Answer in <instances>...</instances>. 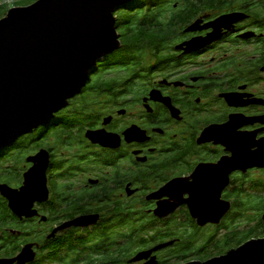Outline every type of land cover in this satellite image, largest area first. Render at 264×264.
I'll return each mask as SVG.
<instances>
[{
	"label": "flooded vegetation",
	"instance_id": "1",
	"mask_svg": "<svg viewBox=\"0 0 264 264\" xmlns=\"http://www.w3.org/2000/svg\"><path fill=\"white\" fill-rule=\"evenodd\" d=\"M180 15L185 18L183 23L175 34L166 36L170 44L165 62L158 66L149 59V65L140 68L138 76L122 83L121 87L127 85L132 89L126 96L106 95L99 122L94 129H86L120 137L119 146L94 145L86 138V131L85 145H77L76 124L68 128L61 123L64 117L73 116L69 115L73 99L68 108L56 115V126H51L53 120L38 129L48 133L41 137L43 143L38 148L0 152V184L15 190L24 186L26 175L35 166L32 160L43 152L49 155L46 171L49 199L35 204L38 217L19 218L0 194L7 207L0 213V260L14 259L24 248L33 246L36 260L29 264H39L50 257L56 264L62 250L73 248L80 254L83 243L88 247L85 251L88 257L102 241L103 254L116 252L119 256L123 252L121 212L115 213L114 205H105L103 213L73 216V208L62 202L60 189L67 188L72 198L86 195L89 201L93 192L102 189L109 192L111 186L106 203L123 202L126 198L141 203L133 211L136 225L144 228L153 222L163 234L157 238L154 230L149 231L150 235L144 234L142 239H156L131 260L140 253L169 246L134 264L179 262L172 261L173 252L182 245L183 238L171 239L169 225L173 220L182 224L176 230L180 234L190 233L184 224L189 218L201 231L212 227L211 234L215 235L225 224L237 225L236 217L250 213L248 230L259 231L260 237L256 239H264V167L258 166L259 155L264 157V0H181L165 20L171 24ZM213 35L218 39L210 45L195 46L198 49L188 45ZM182 45L184 48L179 49ZM188 48L194 51L188 52ZM62 130H68L69 146H62L54 135ZM128 131L129 137L125 135ZM239 139L249 153L244 161L256 165L232 172L238 161ZM125 173L130 179L126 182ZM197 173L201 184L215 187L224 185L228 177L220 198L228 212L220 224L200 227L186 204L166 218L156 217L159 202L173 199L151 197L176 180L194 183ZM189 199V194L184 195L183 200ZM89 215L100 216L99 222L85 229L60 230L66 223ZM103 224L108 226L100 234ZM209 251L205 249L199 261H207L205 254Z\"/></svg>",
	"mask_w": 264,
	"mask_h": 264
},
{
	"label": "water",
	"instance_id": "2",
	"mask_svg": "<svg viewBox=\"0 0 264 264\" xmlns=\"http://www.w3.org/2000/svg\"><path fill=\"white\" fill-rule=\"evenodd\" d=\"M134 1L37 0L29 6L11 9L0 21V152L39 128L48 126L57 114L82 94L99 62L123 48L116 13L121 6ZM217 39L213 35L188 45L198 49ZM183 48L184 45L179 47ZM187 51L194 50L188 48ZM130 132L125 135L129 137ZM86 138L102 147L120 145V137L100 130L88 131ZM248 155L244 141L239 139L238 161L231 171L255 167L256 164L244 161ZM48 158V153L43 152L32 160L35 166L26 175L21 189L0 184V194L21 219L38 217L35 204L49 199L46 184ZM259 161L258 166L264 167L262 155H259ZM199 180L197 173L194 183L182 179L173 181L152 196L153 199L164 196L173 199V202H159L155 216L166 218L186 204L200 227L220 224L228 212V207L220 201L228 177L220 187L201 184ZM186 194L190 195L189 200H183ZM99 220L98 215L82 216L66 223L60 230L85 229L96 225ZM168 246L140 253L130 263L148 260L153 253ZM32 248L27 246L18 257L0 260V264L32 263L36 260ZM188 264H264V239L251 240L220 257Z\"/></svg>",
	"mask_w": 264,
	"mask_h": 264
},
{
	"label": "trees",
	"instance_id": "3",
	"mask_svg": "<svg viewBox=\"0 0 264 264\" xmlns=\"http://www.w3.org/2000/svg\"><path fill=\"white\" fill-rule=\"evenodd\" d=\"M36 1L37 0H21L19 6L26 7ZM180 2L181 0H135L132 3L121 6L117 10V28L121 36L123 48L99 62V66L95 69L87 87L82 94L72 102L73 110L70 111L69 115L72 114L73 116L61 119V123L68 128H70L73 123L76 124L78 130L76 143L78 146L85 145L84 132H88L86 129L89 127L94 129L97 122H99L98 119L102 112L103 99L106 95L110 98H121L126 96V93L132 92V89L127 85L126 87H121L122 83L126 84L130 79L135 78L136 75L138 76L139 69L149 65L147 62L149 59H153L158 66L162 65V62H165V53L168 51V45L170 44V40H167L166 36L175 34L177 27L183 23L185 18L183 15H180L176 20L172 21L171 24H168V21L165 19H167L168 13L174 10V5ZM6 13L7 10L0 7V21L6 16ZM56 124V120H54L51 126H56ZM47 134L46 130H36L28 137L21 138L6 150H32L36 147L38 148V146L43 143L41 137ZM68 134V130H62L57 131L54 135L60 140L62 146H69ZM46 138H49V136ZM50 138H53V135H50ZM46 145L48 146L47 143ZM3 157L5 158L6 155L4 154ZM129 180L130 179L125 173L124 181L126 182ZM108 189L109 192L103 189L97 193L93 192L91 198L90 196L88 198L89 201H86V195L72 198L69 193V188L66 190L60 189V192L63 195L62 202L67 205V208H73V216L94 212L103 213V211H105L103 206L114 205V207H116L114 208L115 213L116 211L118 213L121 212L123 218L122 224L125 234V247L123 252H121L119 256H117L118 253L116 252H114L113 255H111V253L106 254L105 252L103 254L104 250L102 247L104 246V241H102L96 245V247L92 249V253L86 257L85 251L88 250V247L86 248L82 243L80 254L77 253L78 250L72 247V249L66 251L62 250L63 253L60 257V261L56 264H96L98 262H104L105 264H130L131 258L141 249L148 247L157 236L161 237L163 232L156 230L153 222H149L144 228L136 225L133 211L141 203L127 198L123 202L106 203V196L111 192L112 187L109 186ZM242 204L244 206V203ZM261 204L258 206L259 209ZM0 206V213L7 208L6 204H3L1 200ZM243 218L245 217L242 215L235 219L242 220ZM184 224L188 225L190 232L186 235L176 231L183 227L179 220H173L172 224L169 225L172 232L171 239L183 238L182 245L173 252L172 261L177 259L179 262L192 261L193 258H200L204 250H208L211 247H215V249H220L221 251L227 250V254L232 249L239 248L247 242L258 238L261 234L259 231L256 232L246 228L242 229L241 222H238L237 225L228 223V225L225 224V226L219 230L218 234L211 235L208 237L206 243L195 248L193 245L197 241L201 230L197 229L196 226L194 227L193 222L189 218L187 223ZM107 226L108 225L105 226V224H103V227L99 228V233L101 234L104 227ZM152 230L156 231V238L142 239L144 234L150 235L149 231ZM221 230H224L226 233L221 234ZM217 237L221 238L217 239ZM1 239L3 238L1 237ZM44 262L54 263L55 259L50 257L47 261H43L39 264Z\"/></svg>",
	"mask_w": 264,
	"mask_h": 264
},
{
	"label": "rangeland",
	"instance_id": "4",
	"mask_svg": "<svg viewBox=\"0 0 264 264\" xmlns=\"http://www.w3.org/2000/svg\"><path fill=\"white\" fill-rule=\"evenodd\" d=\"M21 0H0V7H2V8H4V10H7V13H6V15L8 14V12L11 10V9H13V8H17V7H21V6H19V2H20ZM6 17V16H5ZM154 41V40H153ZM152 43V42H151ZM249 218H250V213H247L246 214V217L245 218H243L242 220H237L238 222H241V224H242V229H248V224H249ZM248 220V221H247ZM238 222H237V224H238ZM214 231V229L212 228V227H210V228H207V229H205V230H202L201 232H200V234H199V236H198V238H197V241L195 242V244L193 245V247H195V248H197V247H200V246H202L204 243H206V241L208 240V237H210L212 234V232ZM223 233V232H222ZM221 233V234H222ZM220 236H222V235H220ZM260 237V236H259ZM219 238H221V237H219ZM218 241V240H217ZM226 251L227 250H223V251H221L220 249H215V247H211L210 248V251L207 253V254H205V258H206V260H210V259H212V258H215V257H220V256H223V255H225L226 254ZM198 260L199 261V259L200 258H193V260ZM182 262H175L174 264H181ZM42 264H55V263H53V262H51V263H49V262H44V263H42Z\"/></svg>",
	"mask_w": 264,
	"mask_h": 264
}]
</instances>
